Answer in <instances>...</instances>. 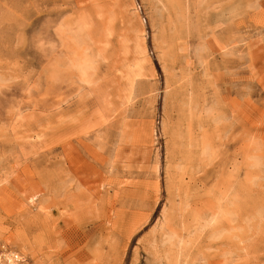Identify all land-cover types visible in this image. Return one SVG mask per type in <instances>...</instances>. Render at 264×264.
I'll return each instance as SVG.
<instances>
[{
	"label": "rangeland",
	"instance_id": "374dc122",
	"mask_svg": "<svg viewBox=\"0 0 264 264\" xmlns=\"http://www.w3.org/2000/svg\"><path fill=\"white\" fill-rule=\"evenodd\" d=\"M10 253L264 264V0H0Z\"/></svg>",
	"mask_w": 264,
	"mask_h": 264
},
{
	"label": "bare ground",
	"instance_id": "6f19581e",
	"mask_svg": "<svg viewBox=\"0 0 264 264\" xmlns=\"http://www.w3.org/2000/svg\"><path fill=\"white\" fill-rule=\"evenodd\" d=\"M122 53L127 54L128 53V49L126 47H124ZM135 53L138 54V55H140V54L147 55L145 51L144 52L142 51V52L139 53L137 49H136ZM139 60L140 59L136 60L133 64L130 65V70L131 71H130V74L128 75L129 79L127 78L126 80H128L131 84L135 83V80L141 74V67H140V64H139ZM14 254L10 253L9 255H5V258L7 259L6 262L11 264L13 262V259L16 258V255H14ZM0 259H1V257H0Z\"/></svg>",
	"mask_w": 264,
	"mask_h": 264
}]
</instances>
